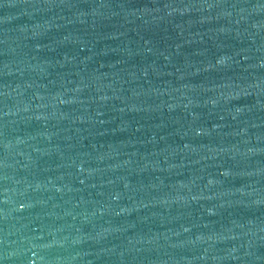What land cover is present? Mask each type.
<instances>
[{
	"label": "water",
	"instance_id": "1",
	"mask_svg": "<svg viewBox=\"0 0 264 264\" xmlns=\"http://www.w3.org/2000/svg\"><path fill=\"white\" fill-rule=\"evenodd\" d=\"M0 264H264V0H0Z\"/></svg>",
	"mask_w": 264,
	"mask_h": 264
}]
</instances>
